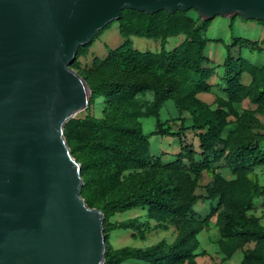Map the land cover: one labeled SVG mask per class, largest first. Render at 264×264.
I'll use <instances>...</instances> for the list:
<instances>
[{"label": "trees", "instance_id": "16d2710c", "mask_svg": "<svg viewBox=\"0 0 264 264\" xmlns=\"http://www.w3.org/2000/svg\"><path fill=\"white\" fill-rule=\"evenodd\" d=\"M116 21L124 41L109 49L105 58H94L93 67L80 72L91 90L89 104L99 96L104 97L103 118L87 113L65 124L68 146L81 164L84 180L81 195L88 206L103 211L105 236L110 228L139 225L137 219L115 224L107 222L113 211L139 205L147 206L148 216L161 228L173 224L178 235L169 245L161 241L144 248H113L107 244L104 264H121L126 260H140L145 264H198L195 258L202 252H196L197 234L205 228L207 219L196 221L193 206L201 198L195 191L204 172H209L212 179L204 185L203 198L218 199L210 214L219 209L221 252L225 258H230L235 250L254 242L253 247L244 249L238 264H264V226L258 218L246 215L253 198L262 196L264 205V185L247 177L253 166L264 163V152L249 143L233 146L232 141L242 135L245 121L228 138L223 137L230 123L228 117L237 115L234 103L244 96L255 95L254 101L264 99V67L234 59L230 48L233 45L261 48L243 39H235L227 46L228 54L221 65L225 69L222 81L226 85L223 89L226 97H219L212 106L198 97V93L210 90L207 79L212 74V69L205 66L210 60L204 54L208 39L201 31L202 25L180 10L149 14L124 9ZM197 21L207 25L199 16ZM131 35L158 39L161 49L158 52L137 50L129 40ZM179 35L184 36L183 40L172 49H165L167 39ZM89 46H80L78 53L86 55ZM245 71L252 76L249 85L241 83V74ZM145 91L153 92L150 104L137 97V94L144 96ZM167 99L190 113V128L197 131L200 151L192 145H184L173 161L163 163L158 156L149 153V136L181 138L182 134L165 130L159 120V109ZM246 114L250 118L252 112ZM141 117L155 118L152 133L143 132ZM222 157L236 175L234 179H226L213 169V162ZM130 169L141 170L137 173L140 181L128 191L117 189L121 176Z\"/></svg>", "mask_w": 264, "mask_h": 264}, {"label": "water", "instance_id": "95a60500", "mask_svg": "<svg viewBox=\"0 0 264 264\" xmlns=\"http://www.w3.org/2000/svg\"><path fill=\"white\" fill-rule=\"evenodd\" d=\"M124 9L264 22V0H0V264H104L105 216L65 124L91 97L79 47Z\"/></svg>", "mask_w": 264, "mask_h": 264}, {"label": "rangeland", "instance_id": "374dc122", "mask_svg": "<svg viewBox=\"0 0 264 264\" xmlns=\"http://www.w3.org/2000/svg\"><path fill=\"white\" fill-rule=\"evenodd\" d=\"M186 14L190 16L197 24L202 25L201 31L203 32V34H205L206 26H203L201 21H197L198 13L196 12V10L189 9L186 11ZM116 26L119 28V22H111L102 33L100 32L101 34H98L99 36H96L95 40L92 43L91 50L94 51V55L99 54L98 49L100 48L102 50H105V53L99 56H91L89 54L87 56H81V53H78V56L75 60L76 64L73 68L75 71L80 74V72H83L84 70L93 67L94 58H105L108 54L109 49L113 47L115 48V46L118 45L122 39L124 41L125 38H123L120 33H118ZM231 30L233 32V35L235 36L240 35L244 37H249L251 39H253V37L255 36L254 33L249 29L243 28L242 31L241 29L239 30L236 25H234ZM227 33H229V31H227ZM212 34L216 33H212L211 30H209L208 35L211 36ZM179 36H182V38H184L183 35ZM213 36L217 38H224L223 33H221V35ZM176 41V37L170 38L167 44H165V49H172L174 46H176L174 45ZM151 44L153 46H157L156 40H152ZM153 48L154 47H151V45H149L143 51H154L155 49ZM223 51L225 52L226 50H224L223 48ZM241 55L242 56H239V54L236 52H234V54H231V56L236 60L241 58L242 60L253 63L258 67H264V53H258L256 51H251L247 48H243L241 51ZM237 65L238 64L236 61L235 66ZM205 66L210 67L212 69V74L207 79L208 81H210L212 78L215 77L216 67L214 65L211 66L210 64ZM219 71L220 76H217L218 79H216V81L218 83L213 86L214 90L212 92H209V94H204L201 96L212 102V106H215L219 97H226L225 92L223 90L224 88H226V85L222 81V77L225 74L224 67L219 68ZM251 80L252 76L250 73L245 71L241 74V83H243L244 85H249ZM137 97L140 101L144 100L150 104L153 100V92L145 91L144 96L141 94H137ZM253 97L244 96L238 102L233 104L234 108L237 111V115H230L228 117L230 123L225 128L223 132V137L228 138V136L234 131V129L238 125L241 128L240 124L245 121L246 126L241 128L242 135L239 139L232 141L233 146L236 147L240 142H243L245 144L249 143L251 144V146L257 145L260 151L264 152V99L262 98L261 100L259 99V101H254ZM87 108L88 110L79 112L75 117H84L87 113H89L97 118H103L104 97H97L94 102H92V104L88 105ZM142 111H145L144 107H142ZM249 111L252 112L250 118L246 116V112ZM240 116L241 118H239ZM159 120L163 123V128L165 130L169 132L181 131L182 134L181 138L169 135L162 136L156 134L149 136V153L151 155L158 156L163 163H166L173 161L176 158V154L180 151V148L184 145H192L197 152L200 151L198 147L199 141L197 137V131L192 130L190 128V113L184 110H180L178 107H176L172 99H167L163 102L162 106L159 109ZM139 121L141 123L142 130L144 133H152L155 130L154 117H141ZM197 159H200V157L197 156ZM212 167L226 179L231 180L236 177V175L232 173L224 157H222L219 161L213 162ZM139 171L141 170L130 169L125 171L121 176V185L117 189L121 191H128L130 187L138 183L140 181L137 175ZM247 177L252 182L258 183L259 185H264V163L253 166L252 169L248 171ZM211 179V174L209 172H204L203 176L199 180L200 186L195 191L198 195H201V198H199L197 203L193 206V217L196 221L207 219L205 228L197 234L199 246L196 252H202V254H200V256L198 255L195 260L198 264H234L236 262V258H232L226 261L229 258L224 257L223 259L222 255L219 253V249H210V245L216 243V235L220 236L219 226L217 224V213L219 209L210 214L212 207H215L217 205L218 199L207 200L203 198L204 185L208 183ZM246 215L248 217H256L259 219L260 222V219L264 217V205L262 196L253 198L250 208L246 211ZM132 219H137L139 225L132 227L110 228L106 232V245L109 244L113 248H144L151 245H155L161 241L165 245H169L172 244L177 238L178 230L176 229V227L173 224H167L166 228H161L160 226H158L157 222L153 218H150L148 216L147 206L139 205L121 211H113L111 214L108 215L107 222L110 224H115ZM141 233L143 236H141ZM250 243L254 245V242ZM201 246L206 247V249L209 251L207 252L206 250H202ZM121 264H145V262L140 260H126L123 261Z\"/></svg>", "mask_w": 264, "mask_h": 264}, {"label": "crops", "instance_id": "0c3cea01", "mask_svg": "<svg viewBox=\"0 0 264 264\" xmlns=\"http://www.w3.org/2000/svg\"><path fill=\"white\" fill-rule=\"evenodd\" d=\"M216 18H220V19H216ZM234 25H236V27L239 30L241 29L242 31H243V28L249 29L250 31H252L254 33L255 36L253 37V39H251L249 37H244V36H240V35H236V36L233 35V32L231 29ZM116 28L118 30L117 26H116ZM105 29H103L101 31V33ZM209 30H211L212 33H216V34H212L211 36L208 35ZM227 31H229V33H227ZM101 33H99V34H101ZM118 33H119V30H118ZM221 33H223L224 38H217V37L213 36V35H221ZM204 35L208 39V41L205 45V48H204V54L210 60V65L211 66L214 65L216 67V69H215L216 74H215V77L212 78L210 81L207 80V83L209 85H211L210 90L198 93V97L200 99H202L203 101L207 102L208 104H211L212 102H210L209 100H207L206 98L201 97V96L204 94H209V92H212L214 90L213 86H215L218 83L216 81V79H218V77H217L218 75L220 76L219 68L222 67L221 65L223 64L224 60L227 57V54H228V47L227 46L232 45L235 39H243V40L255 42L261 48V50L250 49L248 47H241L239 45H233L230 48V51H229L230 54H234V52H236L239 54V56H242L241 51L243 48H247L251 51H256L258 53H264V22L258 21V20H253V19L245 20V19L241 18L240 16L223 17V16L217 15L208 21V24L206 25V28H205V34ZM175 37L177 38V41L175 42L174 45H177L183 38H182V36H175ZM170 38H173V37H169L166 41V44ZM129 40L131 41L133 47L136 48L137 50H140V51H143L149 45H151V47H154L153 49L156 50V51L154 50L153 52H157V51H159V49H161V43H160V40H158V39L131 35V36H129ZM152 40H156L157 46H153L151 44ZM93 41L91 42L90 46L88 47V52H87L86 56L88 54L91 56L92 55L93 56L103 55L105 53L104 52L105 50H102L101 48L98 49L99 54L94 55V51L91 50V46H92ZM122 42H123V39L121 40V42L119 44H121ZM118 45H116V46H118ZM223 48H224V50H226L225 52L223 51ZM217 67H219V68H217ZM263 219H264V217H262L260 219V222L264 226ZM216 238H217L216 243L210 245V249L211 250H215L216 248L219 249V251H220L219 253L222 255V257L224 259L225 256L221 252L219 244H218L220 236L216 235ZM201 247H202V250H206L207 252L209 251L206 249V247H203V246H201ZM249 247H253V244L249 243L243 249L239 248V249L235 250L232 253V255L230 256V258L227 259L226 261H228L232 258H236V262L234 264H238L243 257L244 249L249 248Z\"/></svg>", "mask_w": 264, "mask_h": 264}]
</instances>
